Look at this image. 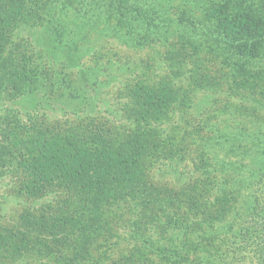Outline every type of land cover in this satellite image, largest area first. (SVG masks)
<instances>
[{
  "label": "trees",
  "instance_id": "trees-1",
  "mask_svg": "<svg viewBox=\"0 0 264 264\" xmlns=\"http://www.w3.org/2000/svg\"><path fill=\"white\" fill-rule=\"evenodd\" d=\"M185 1L199 15L185 8L167 19L149 0H0V101L55 89L51 67L16 39L29 18L44 22L41 37L49 33L61 48L82 29L101 33L112 25L148 28L154 39L159 22L171 20L194 49L210 41L205 46L230 70L227 89L264 113V0ZM196 75L184 87L127 84L118 123L97 115L49 120L11 108L0 114V179L28 199L49 198L0 222V264H245L234 250L215 249L223 233L250 237L248 261L264 264V118L254 109L243 124L212 127V137L201 135L206 126L164 130L165 120L190 107L194 90L224 85L220 76ZM194 142L199 176L180 188L154 180L158 161ZM220 150L235 157L219 159ZM249 218L257 221L250 228ZM108 248L123 249L106 263Z\"/></svg>",
  "mask_w": 264,
  "mask_h": 264
},
{
  "label": "rangeland",
  "instance_id": "rangeland-1",
  "mask_svg": "<svg viewBox=\"0 0 264 264\" xmlns=\"http://www.w3.org/2000/svg\"><path fill=\"white\" fill-rule=\"evenodd\" d=\"M161 9L163 17L176 19L181 16L180 11L185 9L194 12L191 2L185 0H149ZM258 1V0H256ZM193 2V1H192ZM195 3V2H194ZM200 5L202 3L200 1ZM201 14V12H200ZM34 19L29 18L22 22L17 31L16 39L29 42L37 50L42 63L51 67L54 79L52 91L34 93L17 100H1L0 114L6 109H14L22 114H35L49 120H72L78 116L97 115L108 118L116 123L125 121L123 115L124 96L123 87L137 81H168L173 87L189 86L196 72H205V79L222 77L223 87H210L194 90L191 95L190 107L184 112H176L170 120L163 122L164 130L177 129L179 133L184 129H193L195 126L204 127L201 135L212 137L214 128L238 126L243 124L244 115L250 117L249 111L256 110L261 117L264 113L254 105L251 97L235 95L227 89L230 70L222 64L220 57L208 49L210 41L197 38L204 44L200 49L189 46L185 39L178 34V27L174 21L159 22L160 37L151 39L148 28L140 26L131 32L125 26L112 25L101 33L94 29L80 30L75 36H67L65 46L57 47L51 42L49 33L41 31L44 22L35 26ZM30 24L29 28L26 27ZM112 24V23H110ZM170 30V35L167 31ZM200 35V30H198ZM118 34V36H117ZM63 44V43H62ZM201 68L198 70L196 67ZM205 70V71H204ZM197 76V75H196ZM195 76V77H196ZM213 84V83H212ZM204 85L207 83L204 81ZM213 86V85H211ZM48 92V93H47ZM232 102V103H230ZM264 104V103H263ZM240 112L235 111V106ZM248 110L247 113H244ZM264 110V108H263ZM179 114L182 118L177 115ZM180 138V135H177ZM194 142L187 151L173 154L170 158L158 161L151 169V176L156 181L166 182L174 188L193 180L200 175L198 167L194 166V154L200 146ZM238 143V141H235ZM190 150V151H189ZM195 150V152H193ZM219 159L234 156L225 150L218 151ZM194 153V154H192ZM185 156V159H184ZM192 159H187L191 158ZM180 158V159H179ZM254 188V187H253ZM258 188L255 194L259 192ZM49 198L31 200L14 192V185L7 178L0 179V222L1 224L16 220L20 211L28 206H39L48 202ZM240 221V220H239ZM256 220L249 218L245 226L251 227ZM124 237V236H123ZM126 238V237H125ZM213 246L218 250H234L236 256L245 264H251L246 256H250L252 239L246 237L233 238L229 234L217 235ZM242 240V242H241ZM196 242L195 240H193ZM128 240H122L126 246ZM124 248V247H123ZM122 248V249H123ZM119 249V250H122ZM125 249V248H124ZM108 248V257L105 262L120 256L121 251ZM212 255L214 248L207 249ZM231 255V254H230ZM17 264H22L17 263ZM23 264H27L25 261ZM31 264V263H29Z\"/></svg>",
  "mask_w": 264,
  "mask_h": 264
}]
</instances>
